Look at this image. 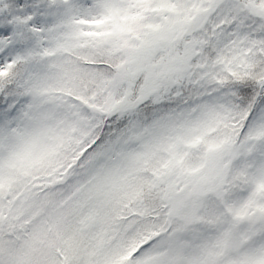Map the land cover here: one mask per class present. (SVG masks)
I'll use <instances>...</instances> for the list:
<instances>
[{
  "label": "snow or ice",
  "instance_id": "snow-or-ice-1",
  "mask_svg": "<svg viewBox=\"0 0 264 264\" xmlns=\"http://www.w3.org/2000/svg\"><path fill=\"white\" fill-rule=\"evenodd\" d=\"M0 264H264V0H0Z\"/></svg>",
  "mask_w": 264,
  "mask_h": 264
}]
</instances>
